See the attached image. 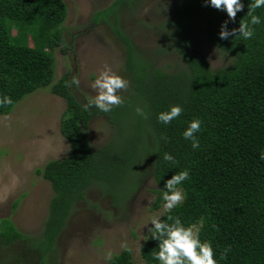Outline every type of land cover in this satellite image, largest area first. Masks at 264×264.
Here are the masks:
<instances>
[{
  "label": "trees",
  "instance_id": "1",
  "mask_svg": "<svg viewBox=\"0 0 264 264\" xmlns=\"http://www.w3.org/2000/svg\"><path fill=\"white\" fill-rule=\"evenodd\" d=\"M132 1L116 0L112 9L117 12ZM242 2L245 7L235 22H228L229 30L238 29L241 20L248 19L251 0ZM256 14L264 17V8ZM67 15L64 0H0V96L8 95L14 102L0 107V114L11 113L27 95L47 86L67 102L61 133L70 143V152L36 170L54 190L43 235L37 241L44 255L54 248L91 187L102 188L117 201L126 197L148 149L149 130L155 137L158 186L152 210L162 208L166 181L188 169L190 179L180 186L186 198L171 215L185 226L198 227L201 241L211 242L218 264H264V160L259 159L264 151V23L255 26L251 40H222L219 33L228 19L226 12L205 6L204 0H180L172 16L173 42L186 67L176 72H166L142 58L132 39L118 28L134 94L110 113H103L95 107L83 108L72 90L70 71L55 81V49L63 50ZM202 28L215 47L232 56L230 65L212 69L198 38ZM172 105L183 108L180 117L169 125L158 122V113ZM137 106L145 108L147 119L136 114ZM99 115L109 118L116 134L96 150L88 130ZM193 119L202 121L197 134L200 148L195 151L182 136ZM164 153H171L177 163L165 162ZM150 237L151 233L141 255L147 264H159L152 257L159 241ZM26 239L31 237L11 217H0L2 245ZM225 247L231 251L220 259ZM109 264L137 263L132 250L123 249Z\"/></svg>",
  "mask_w": 264,
  "mask_h": 264
},
{
  "label": "rangeland",
  "instance_id": "2",
  "mask_svg": "<svg viewBox=\"0 0 264 264\" xmlns=\"http://www.w3.org/2000/svg\"><path fill=\"white\" fill-rule=\"evenodd\" d=\"M115 1L64 0L68 15L63 50L55 49V81L70 71L71 78L79 80L72 90L82 106L87 97L96 94L91 85L106 66L129 81V87L119 94L124 99L134 94V79L126 68V46L118 28L132 39L142 58L162 70L176 72L186 67L173 42L172 16L180 0H134L117 12L112 9ZM198 38L213 70L230 65L232 56L215 47L203 28ZM28 43L33 45L31 37ZM66 108V100L47 86L27 95L11 113L0 114V217H11L19 230L31 237L8 246L0 243V264H109L106 253L119 254L122 245L132 250L137 264H147L141 248L153 227L150 220L165 213L163 208L152 210L158 186L154 179L155 137L149 130L148 149L126 197L117 201L102 188L91 187L87 199L76 205L54 248L44 255L39 247L54 190L36 170L70 152V143L61 133ZM88 134L97 150L116 130L108 117L99 115L91 120Z\"/></svg>",
  "mask_w": 264,
  "mask_h": 264
},
{
  "label": "clouds",
  "instance_id": "3",
  "mask_svg": "<svg viewBox=\"0 0 264 264\" xmlns=\"http://www.w3.org/2000/svg\"><path fill=\"white\" fill-rule=\"evenodd\" d=\"M204 4L227 13L228 19L222 23L219 33L222 40H228L232 37H240L244 41L251 40L256 34L255 26L264 23V17L256 14L257 9L264 8V0H251L247 12L248 19L241 20L239 28L231 30L228 29V22H235L237 13L244 9L245 5L242 0H204ZM72 83L79 86V80L75 78ZM91 87L96 94L86 98L83 108L88 110L95 107L103 113H110L114 107L124 103V98L119 93L129 87V81L106 66L94 79ZM13 103L10 96H0V107ZM135 111L140 117L145 119L149 117L142 106H137ZM182 112L183 108L180 105H172L168 110L159 112L157 120L163 125H169L179 118ZM201 125L200 119H193L188 122L187 127L182 132L183 138L190 142L194 151L200 148V140L197 134L201 131ZM259 159L264 160V151L260 152ZM163 160L173 165L177 163L171 153H164ZM188 179H190V172L188 169H184L175 173L165 183L162 192V208L168 215L166 220L161 219L162 216H153L150 220L153 225L150 229V239L159 241V250L153 252L152 257L159 264H218V260L214 258L211 242L201 241L197 230L191 226H185L178 216L171 215L173 210L183 204L186 198V193L180 186ZM122 247L126 251L129 250L126 245H122ZM230 251V247H225L220 253V259H226ZM105 259L111 261L113 253L108 251Z\"/></svg>",
  "mask_w": 264,
  "mask_h": 264
}]
</instances>
